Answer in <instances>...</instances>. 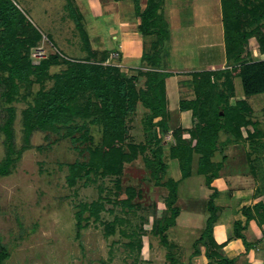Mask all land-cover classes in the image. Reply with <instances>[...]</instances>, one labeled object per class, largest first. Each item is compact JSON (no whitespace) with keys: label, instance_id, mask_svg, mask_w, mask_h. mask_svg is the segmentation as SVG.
I'll list each match as a JSON object with an SVG mask.
<instances>
[{"label":"rangeland","instance_id":"obj_1","mask_svg":"<svg viewBox=\"0 0 264 264\" xmlns=\"http://www.w3.org/2000/svg\"><path fill=\"white\" fill-rule=\"evenodd\" d=\"M108 1L77 0L83 18L78 27L66 8L67 0H15L26 17L43 33L38 47L33 49V62L38 64L42 58L58 54L61 62L51 65L49 69L53 76L67 67L62 59L85 58L82 37L84 29L94 47L108 51L118 48L120 39L114 38L119 30L116 23L118 17L113 8L115 5L107 8ZM218 1L183 2L185 6L191 5L190 10H193L194 5L198 17L207 16L209 23H203L204 32L207 25L208 29L218 26L219 32L214 37L210 32L205 39L204 32L203 37L199 36V29L198 35L192 34L189 41H180L184 42L181 43V49L186 47L187 55L180 56L182 51L177 50L176 66L196 67L192 71L206 70L203 68L208 65H216L217 68L228 66L227 60L224 63L227 56L220 20L222 12L221 7L217 6ZM125 10H118L119 18L128 14ZM164 29L169 33L168 23H165ZM248 50L252 59L264 58L257 38L250 40ZM35 52L38 56H35ZM126 56L127 54L124 55V60L130 57ZM100 57L98 60L103 61L104 57ZM185 59L190 61L186 62ZM120 63V59L113 61V64L122 67ZM146 64L134 62L131 66L122 67L127 69L129 76L138 75V88H147L149 67ZM179 78L187 79L184 74ZM54 83L55 79L49 77L45 81V87L50 88ZM185 83L189 87L190 82ZM173 84L172 78L168 84L169 104L172 114L175 115L178 113L180 100ZM187 87H181V97L190 95ZM236 88L238 93L244 94L240 78L236 79ZM39 89L40 84H34L25 98L14 103L17 110L14 121L17 159L8 174L0 175V237L11 251L5 264H170L167 257L169 251L174 253L180 264H211V259L204 254L194 256L195 242L203 233L209 217V195L214 191L209 187L208 192L206 177L198 172L199 156H194L190 167L192 176L183 178L180 161L170 157V144L175 143L173 131L165 135L164 138L169 142L164 150L169 169L162 178H179V195L175 205L181 209L176 224L167 231L171 244L168 248L157 228L171 215L167 199L169 190L156 182L152 168L146 162V157H154L152 151H140L134 161L125 163L119 176L93 173L89 179L85 177L79 179L75 185H70V165L76 161L89 160L87 147L101 143L102 125L81 121V124H85L84 128L88 129V137H80L83 131L77 130L75 136L80 137L77 142L67 135V129H63L59 133L36 130L26 143L22 112L34 100ZM22 93L25 95L24 90ZM262 101L264 102V94L252 96L250 99L256 109ZM147 111L139 101L135 111L127 117L128 142H147L148 133L144 123ZM183 124L191 125L190 115L185 117ZM177 126L172 124V128ZM4 142L5 135L0 131V162L6 157ZM221 158L222 153L219 151L214 160L219 161ZM95 201L105 205L99 218L86 212L82 227L79 228L78 211L84 204ZM216 202L220 204L222 201ZM200 248L204 251L206 247L200 244ZM211 248L215 249V246Z\"/></svg>","mask_w":264,"mask_h":264},{"label":"trees","instance_id":"obj_2","mask_svg":"<svg viewBox=\"0 0 264 264\" xmlns=\"http://www.w3.org/2000/svg\"><path fill=\"white\" fill-rule=\"evenodd\" d=\"M163 1L147 0L146 8L141 10L139 0H135V11L141 20L139 31L144 35L156 33L158 39L153 47H161L152 54L145 53L149 67L147 88H138V75L129 76L127 69L116 64H105L109 51L94 49L85 29L82 35L83 48L87 52L85 58H64L62 60L67 67L60 73L50 75L51 65L61 62V57L53 54L35 64L33 49L38 47L43 33L26 17L15 0H0V131L5 135L6 146V157L0 162V175L8 174L17 159L14 141L17 110L14 103L25 98L34 84L39 83L40 89L34 100L22 112L26 143L36 130L59 133L63 129H67V135L77 142L80 137H88V129L81 121L101 124L103 138L100 144L87 147L89 160L70 165V185L85 177L89 179L93 173L119 176L125 163L134 161L140 151L151 150L154 157H146V162L152 168L156 182L169 190L167 199L171 215L163 220L157 230L164 245L170 248L167 231L176 224L181 212L180 207L175 205L179 181L162 178L169 169L164 153L169 142L164 137L173 131L175 143L170 144V157L180 161L182 177L190 176L194 156L198 155V172L206 177L207 186L214 189L207 204V225L195 242L194 256L204 254L211 259V264H236L235 258L230 259L218 250L224 244H218L214 239V225L220 210L216 199L220 192L213 182L220 176L228 160L225 153L228 145L241 141L253 145L264 137V126L255 119L254 109L249 102L250 97L264 94V59H252L248 50L250 40L255 37L260 50L264 52V0H222L228 66L190 72L195 98L180 101V110L192 112L193 123L189 128H172L170 125L166 78L172 73L163 70V49L168 39V32L160 23L159 9ZM66 8L79 27L83 18L77 0H67ZM99 56L104 60H98ZM49 77H53L55 83L46 88L45 81ZM237 78H241L245 98L232 103L231 99L236 96ZM139 101L148 109L144 120L148 140L135 144L128 142L127 117L135 111ZM250 125L255 127L254 131L244 136V128ZM77 130L83 131L80 137L75 136ZM263 147L251 146L247 158L252 162L257 157L264 159L259 154L254 159L256 150ZM219 151L222 158L215 161ZM254 168L256 173L261 170L257 190L264 194V167L258 165ZM104 206L99 201L84 204L77 213L79 228L86 212L99 218ZM243 212L247 220L258 217L264 223V202L246 207ZM239 228L240 222H236L235 237L246 243V237ZM200 244L206 247L204 251ZM211 246H215V249ZM10 256V249L0 237V264H5ZM167 257L170 264H180L172 251L168 252Z\"/></svg>","mask_w":264,"mask_h":264},{"label":"crops","instance_id":"obj_3","mask_svg":"<svg viewBox=\"0 0 264 264\" xmlns=\"http://www.w3.org/2000/svg\"><path fill=\"white\" fill-rule=\"evenodd\" d=\"M184 1L193 3V0H164L162 2V6L159 9L162 19L160 23L164 25V27L165 23H168L169 25L168 39L165 43V46L167 43L168 44L166 47L164 46L163 49V70L172 73L171 76L166 78L167 95L169 101L168 104L170 103V90L168 89V84L169 80H171L172 78L174 79V91L176 88L175 93L179 94L180 101L183 99L195 98L192 76L190 72H192V70H195L193 68L196 67H187V69L184 67L176 66L178 62V60H176V52L180 49L182 51L180 53V56H186L187 49L186 47L184 48V50L181 49L183 48L181 47V43L184 42L180 41H189L190 39H192V34L195 33L196 35H198L197 30L199 29L201 31V35L199 36L203 37V27L205 26L203 25V23H209L206 16L208 14L207 10V14H205L206 18H203V16L198 17L199 14L196 7L194 8V5H192L193 10H190L192 9L191 5H183ZM199 1L202 2V0ZM139 3L141 10H144L147 6V0H139ZM109 5L111 7L115 5L113 8L116 10V16L118 17L116 23H118L119 25V30L118 34H114V38H119L120 43L118 48L114 49L113 51H109L108 59L113 52L119 51L120 57L118 59H120V65H122V67L125 65L131 66L134 62L146 64L147 61L144 58L145 53L152 54L157 49L161 48L160 46L157 48L153 47L154 42L158 39V35L156 33L144 35L139 31L138 25L140 24L141 20L137 16L136 11H133L132 9L134 8L135 10V0H109L107 3V8L109 7ZM217 6L218 8L221 7L222 12V0L218 1ZM200 7H202V4H200ZM121 8H125V11L128 14H126L124 17L121 16L119 18L118 10ZM172 13H174V16H171ZM182 15L186 17V20H184V17ZM220 20L223 25V12L221 14ZM208 27L209 25L205 27V39L209 37L210 32H212L213 37L215 35H218V26H213L212 29H208ZM214 28L216 30H214ZM223 37L225 42L224 25ZM254 38L255 37H253L252 39ZM92 47L94 49L108 51V49L94 47L93 45ZM132 50H135V52H133ZM84 51L86 52V50ZM125 54H127V56H130L129 59L124 60ZM134 58H136V60ZM226 60L227 59H225L224 63H226ZM185 61H190V59H185ZM224 63L221 66H223ZM208 66L203 69H217L216 65H211L209 67ZM133 67L136 66L133 65ZM181 74L186 75L187 79H180L179 77ZM187 81L190 82L189 87L186 86L187 84L185 82ZM181 87H187L190 89V95L188 97H181ZM243 98H245L244 94L238 93L236 88V96L231 99V102L235 103L236 100ZM250 99L251 97L249 98V102ZM180 101L178 106V113H176L175 115L172 114L170 104L168 105L170 112V125L172 127V124L175 123L176 126L178 125L189 128L193 123L192 112L180 110ZM258 105L260 106L258 109H256L251 104L252 108L254 109L255 119L258 120L261 126H264V102L262 101L258 103ZM188 115H190L191 117V125L183 124L185 117H188ZM254 129L255 127L253 125L245 127L243 131L244 136H247L249 131L253 132ZM251 146H264V137L258 139L257 144L253 145H251L248 141H241L240 143L228 145L225 151V153L228 155V160L226 161L220 176L217 177L213 182V186L216 187L220 192L216 200L222 201L220 203L222 205L218 204L220 210L218 219L214 225V239L218 244H224V246L219 248L218 250L230 259L235 258L236 264H264V223H261L258 217H253L252 219L247 220V215L243 212L244 208L246 207H252L260 201L264 202V194L258 192L257 190L260 184V176L258 174H260L261 170L256 173L257 170H255L254 168V166L258 165L259 167H264V159L258 157L257 159H255L258 154L260 156H264V149L256 150L254 157L255 160L252 162L247 158V152L251 150ZM191 176L187 178H190ZM178 179L179 178H177V180ZM207 188L208 192H210L208 186ZM236 222H240L239 231L245 235L248 248L246 247V243H244L243 239L235 237Z\"/></svg>","mask_w":264,"mask_h":264},{"label":"built area","instance_id":"obj_4","mask_svg":"<svg viewBox=\"0 0 264 264\" xmlns=\"http://www.w3.org/2000/svg\"><path fill=\"white\" fill-rule=\"evenodd\" d=\"M34 54H35V56H38L36 52ZM119 57H120V52L119 51L113 52L111 54L110 58L107 59L105 63L106 64H113V60L118 59Z\"/></svg>","mask_w":264,"mask_h":264}]
</instances>
